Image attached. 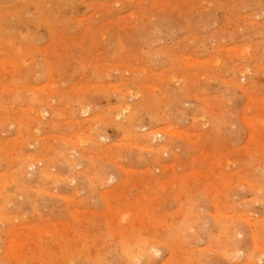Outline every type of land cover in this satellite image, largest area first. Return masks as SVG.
I'll list each match as a JSON object with an SVG mask.
<instances>
[{"label":"rangeland","instance_id":"1","mask_svg":"<svg viewBox=\"0 0 264 264\" xmlns=\"http://www.w3.org/2000/svg\"><path fill=\"white\" fill-rule=\"evenodd\" d=\"M0 264H264V0H0Z\"/></svg>","mask_w":264,"mask_h":264},{"label":"bare ground","instance_id":"2","mask_svg":"<svg viewBox=\"0 0 264 264\" xmlns=\"http://www.w3.org/2000/svg\"><path fill=\"white\" fill-rule=\"evenodd\" d=\"M164 131H165V130H164ZM164 133H165V132H164ZM149 137H150V136H149ZM151 138H152V137H151ZM151 138H150V139H151ZM150 139H149V138H147V137L145 138V140H146V141H148V140H149L148 142H150V141H152V140H153V139H151V140H150Z\"/></svg>","mask_w":264,"mask_h":264}]
</instances>
